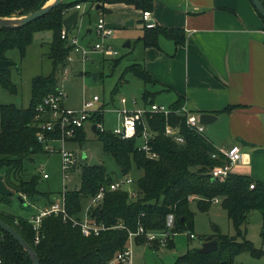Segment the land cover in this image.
<instances>
[{
    "label": "trees",
    "instance_id": "trees-1",
    "mask_svg": "<svg viewBox=\"0 0 264 264\" xmlns=\"http://www.w3.org/2000/svg\"><path fill=\"white\" fill-rule=\"evenodd\" d=\"M48 1L0 0V16L27 15ZM98 1L102 5L106 2H123L142 11H151L154 5V0ZM77 3L62 1L46 15L19 28L0 27V84L12 93L18 91L11 72L17 62L6 55L7 51L18 48L24 57L36 32L47 29L53 31L49 51L52 70L47 75H38L33 79L29 105L0 103V174L4 175L13 195L17 194L22 201L23 195L30 199L51 196L50 192L39 188L43 178L41 172H32L30 178L25 179V164L28 160L34 161V155L46 153L37 138V107L44 102L48 94L55 92L60 86L58 74L63 71L69 55L74 50L68 39L62 38V33L63 21ZM161 37L172 39L176 46L186 42L184 29L157 24L150 28L144 26V33L138 41L145 47H159ZM118 61L119 59H116L114 63L117 64ZM126 71L141 78L146 84H157L141 62L130 64ZM165 89L169 88L164 87L162 90ZM157 93L158 91L146 88L142 99L147 104L154 103ZM183 105L184 99L179 97L169 105L172 112L168 115L155 112L148 114L146 123L153 133L150 144L153 151L158 153L157 157L152 158L139 149L143 141L142 127L136 136L130 138H122L111 129L98 132L105 152L115 159L120 168V177L132 175L134 169L142 171V175L134 179L137 191L135 196L127 189L109 191L102 202L89 208L91 218L104 222L107 226L120 223L125 227L106 228L98 235L86 236L79 226L73 225L71 218L65 219L61 214L44 216L38 229L34 228L29 217L3 210H0V217L31 244L39 256L40 264H106L114 259L117 252L127 247L129 230L136 231L140 225L145 231L158 233L171 229L166 247H173V235L184 231L188 234L194 233L195 212L191 209V202L196 201L199 210L207 212L215 200L219 199L227 209L236 234L218 233L213 237L204 238L203 241L217 239L218 248L209 253L200 252V248L190 249L178 256L173 264H235L237 256L244 251H250L256 256L263 255L262 249H257L245 238L244 227L253 210L260 211L264 227V182L235 172L225 181L214 180L210 174L211 170L215 166L227 164L228 157L205 134L188 127L186 116L180 112ZM233 107L234 105L229 106L224 111H231ZM94 120L104 122V111L96 114ZM168 123L180 128L184 142L179 143L166 135ZM85 136L83 127L78 131L75 140L81 143L86 139ZM80 168V189H68L66 192L68 213L77 219L84 216L85 199L91 200L102 185L119 178L102 163L100 166H90L86 161ZM252 183L253 188L250 186ZM11 196L0 194V199L10 203ZM170 214L174 215V225L171 228L167 225ZM240 237L244 239L239 240ZM139 242L148 244L145 236H137L136 243L140 244ZM154 244L159 245L158 242ZM0 264H33L32 258L20 242L1 226Z\"/></svg>",
    "mask_w": 264,
    "mask_h": 264
},
{
    "label": "crops",
    "instance_id": "crops-1",
    "mask_svg": "<svg viewBox=\"0 0 264 264\" xmlns=\"http://www.w3.org/2000/svg\"><path fill=\"white\" fill-rule=\"evenodd\" d=\"M118 4L126 20H142L141 9ZM112 6L107 2L99 8L111 14ZM151 18L157 25L182 28L186 33L182 45L167 37L160 38L159 47L143 45L141 63L157 81L153 86H163L151 91L169 88L165 90L173 95L172 103L181 97L195 113H214L217 119L205 126L204 134L219 149L239 145L243 158L234 165V172L264 182V18L251 0H154ZM107 22L114 26L115 21ZM75 63L73 58L71 70ZM82 104L74 107L64 101L70 108ZM233 105L231 111H224ZM87 129L92 130V125L85 127L86 134ZM34 199L39 208L57 201L52 195ZM90 204L91 200L85 211Z\"/></svg>",
    "mask_w": 264,
    "mask_h": 264
},
{
    "label": "rangeland",
    "instance_id": "rangeland-1",
    "mask_svg": "<svg viewBox=\"0 0 264 264\" xmlns=\"http://www.w3.org/2000/svg\"><path fill=\"white\" fill-rule=\"evenodd\" d=\"M64 3L78 2L81 5L79 9V20L70 29L71 37L79 38L80 46L88 49V44L104 41L111 44L115 50L119 51L118 56H104L98 51L90 52V58L85 61L79 60V53L73 51L72 55L76 63L71 71L59 72V85L63 87L68 94L66 103L69 106H78L84 100L91 99L95 94L101 97L99 106L104 103V127L113 129L119 126L121 114L118 109L128 108L143 109L149 108L142 99V94L146 88L150 90H159L163 86H153L146 84L141 78L126 68L134 63L141 62L144 53V46L138 39L144 33V22L141 18L136 17L135 23L127 26L125 13L121 9L120 4L123 2H111L112 13L106 12V9L98 8L103 6L98 0H63ZM77 3V4H78ZM107 3V2H106ZM105 5V3H104ZM77 9V8H76ZM71 9L70 13L76 10ZM105 13L107 20L111 19L114 23V33L106 40L96 33V23L101 13ZM125 19V20H124ZM89 29L93 32L89 33ZM53 39V31L50 29L38 31L34 35V40L27 48L24 57L18 48L7 51V56L17 62L12 67V79L18 87L17 93H12L0 84V103L15 104L17 106H28L30 103L33 79L38 75H47L52 70V59L49 56L51 42ZM127 42H131L130 47L125 46ZM119 59L118 63H114ZM79 60V61H78ZM116 64V65H115ZM97 72L100 77L97 81L92 79L91 74ZM125 97L127 102L122 103L121 99ZM155 103H164L169 106L173 102V95L163 90L155 96ZM1 124V118H0ZM212 124V123H211ZM205 125L206 127L210 126ZM207 133V131H206ZM86 139L83 142L78 140H69L66 147L70 150L80 151L85 154V158L95 156L99 162L104 164L108 170L117 177H120V168L115 159L103 147V142L99 138L98 133L87 129ZM53 145L58 149L61 145L54 142ZM89 162V160H88ZM25 177L30 178L32 171L49 173L50 178H42L39 188L42 191L51 192L52 198L60 199V192L64 187L73 189L81 182V168L76 171L64 182L61 168L60 153H43L37 154L34 161H26ZM5 172V171H4ZM142 171L134 169L132 177L139 178ZM135 183L132 189L135 190ZM20 197L15 194L11 196V202L2 201L0 209L13 213L18 216L32 217L39 214L44 207H38L40 203L36 199H29L27 196ZM89 200L84 201L85 207ZM191 209L195 212L194 230L195 237L191 238L188 232H179L173 235V247H160L154 243H148L147 246L141 244H133L134 264H173L176 258L190 249L200 248L204 242V238H210L218 233L235 235L236 230L229 219L227 209L220 200L213 203L209 211L199 210L196 201L191 202ZM245 238L250 240L254 247L264 251V227L263 219L260 211L253 210L247 219L244 227ZM240 237L239 240H243ZM235 264H264V254L261 256L253 255L250 251H244L239 254L235 260Z\"/></svg>",
    "mask_w": 264,
    "mask_h": 264
},
{
    "label": "built area",
    "instance_id": "built-area-1",
    "mask_svg": "<svg viewBox=\"0 0 264 264\" xmlns=\"http://www.w3.org/2000/svg\"><path fill=\"white\" fill-rule=\"evenodd\" d=\"M77 9L81 8L80 3L75 6ZM142 21L144 25L148 28L154 27L156 22L151 18V11L146 10L142 12ZM96 33L106 40L114 33L113 26L109 25L105 16L102 14L98 18L96 28ZM264 33V29H263ZM63 39H68L69 43L73 46L74 50L81 54V61H85L90 58V52L98 51L104 56L113 57L118 56L119 51L115 50L111 44L105 43L104 41L96 42L94 44L88 45V49L85 46H80L79 38L77 36L71 37L69 32L66 33L63 29L62 33ZM73 50V51H74ZM73 61V57L70 54L68 57L67 64L65 65L63 72L71 71L70 63ZM67 97L65 90L58 86L55 92L48 94L44 102L37 107L38 113L36 120H38V132L37 138L44 146L46 153H60L61 155V168L62 176L64 182L79 168L88 158L80 151L70 150L66 147V142L69 140H74L81 128H85L88 124L96 126L97 133L104 132L108 129L104 127L102 120H94V116L100 112L104 111V108L98 104L101 102V97L95 94L91 99L84 100L81 108H70L64 105V101ZM122 103H126L125 97L121 99ZM121 114L119 121V126L111 129L113 133L122 138L134 137L138 134L139 128L142 127V143L139 145L140 150H144L150 157H157L158 153L154 152L150 140L153 137V133L150 127L146 123V118L148 114L164 113L168 115L172 112L170 106L160 103H151L149 108L143 109H118ZM180 112L186 116V124L188 127L198 133L204 134L205 125L200 121V114L191 111L186 105H183ZM166 135L174 139L175 141L182 143L184 142V136L180 133V128L178 126H173L168 123L165 130ZM54 142H58L61 147L58 149L53 145ZM224 153L229 162L224 165L215 166L210 174L212 177L218 179L219 181H225L228 176L234 172L233 167L239 163L242 158V150L239 145L235 144L225 149H219ZM44 178H49L50 175L47 172L43 173ZM134 183V178L132 175L121 176L117 179L112 180L107 185H102L99 188L97 194L91 199L90 206L86 209L84 216L81 219L73 218L68 213L66 207V192L67 188L64 187L63 191L60 193V199L52 202L49 206L42 209L39 214L30 217V221L33 223L34 228L38 229L41 226V222L44 216L56 213L61 214L63 218H71L73 225H77L81 228L83 234L98 235L101 231L106 228H116L125 227L122 224H116L113 226H107L104 222L97 221L95 218H91L89 213V208L91 206H96L102 202L105 194L109 191H116L120 189H127L132 196L137 194L136 190L132 189V184ZM251 188L254 187L252 183ZM77 190L80 189V185L75 187ZM26 196V195H23ZM219 199H216L218 201ZM168 227L174 225V215L170 214L167 222ZM167 232H154L145 231L143 226H139L136 231L129 230V240L128 245L124 250L117 252L113 260L106 264H134L133 259V244L136 243L137 236H145L147 243L158 242L160 247L167 246L168 239L171 236V229ZM191 238L195 237V233L189 234ZM38 241V240H37Z\"/></svg>",
    "mask_w": 264,
    "mask_h": 264
},
{
    "label": "water",
    "instance_id": "water-1",
    "mask_svg": "<svg viewBox=\"0 0 264 264\" xmlns=\"http://www.w3.org/2000/svg\"><path fill=\"white\" fill-rule=\"evenodd\" d=\"M63 0H49L44 6L39 8L36 11H33L27 15L22 16H11V17H2L0 16V27H9V28H19L25 26L26 24L46 15L54 8H56ZM254 6L259 11V13L264 18V2L262 0H252ZM101 7L98 5V8ZM79 20V9L74 10L73 12L69 13L63 21L65 32L68 33L70 29L78 22ZM134 24V20H129L126 22V25ZM131 42L125 44V46H130ZM92 79L95 81L98 80V73L95 72L91 75ZM217 119V116L211 112H201L200 113V121L204 125H209L213 123ZM92 130L97 133V129L95 124L92 125ZM89 165L90 166H100L101 162L97 160L95 156H91L89 158ZM214 180L216 178H213ZM0 194L1 195H13V190L10 189L4 182L3 174H0ZM21 199V197H20ZM0 226L3 230L10 233L14 236L20 244L24 247V249L28 252L30 257L32 258L33 264H40V259L31 244L27 242V240L7 221L0 217ZM218 241L217 239H208L202 243L200 247V252L202 253H209L214 251L218 248Z\"/></svg>",
    "mask_w": 264,
    "mask_h": 264
}]
</instances>
